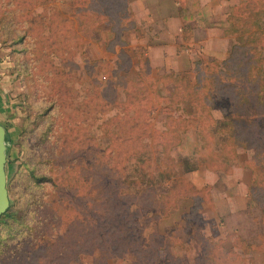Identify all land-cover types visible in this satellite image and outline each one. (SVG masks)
Segmentation results:
<instances>
[{"label": "rangeland", "instance_id": "obj_1", "mask_svg": "<svg viewBox=\"0 0 264 264\" xmlns=\"http://www.w3.org/2000/svg\"><path fill=\"white\" fill-rule=\"evenodd\" d=\"M239 1L230 0L225 18L230 6ZM141 2L143 11L138 14L134 5ZM175 2L178 5L184 0ZM156 3L157 0H0V123L10 137L7 172L8 161L14 164L15 170L17 166L23 171L24 160L38 173L48 172L53 163L47 159L54 151L55 140L61 143L65 140V147H69L73 156L80 153L83 165H89L87 158L92 157L95 148L103 149L107 138L115 133L124 134V122L127 125L126 121H131L129 117L134 118L137 114L141 117V112L131 116L134 113L128 108L130 98H125L126 80L129 89L134 82L140 83L139 80L149 89L142 106H147L145 102L154 104L168 99L166 90L155 93L152 88H170L174 81L172 74L187 76L194 82L197 60L188 73H164L153 77L143 53L129 48L135 37L133 30L150 15L151 11L146 8L154 7ZM29 8L32 12H28ZM25 12L30 16L24 15ZM6 24L11 32L5 35ZM143 27L147 29L146 25ZM28 28L33 35H38L42 43L40 48L30 43L28 37L24 42H15ZM226 31L222 45L228 46L227 51L221 56L216 55V59L226 56L235 43V35L228 43ZM135 104L139 105L138 100ZM225 104V101L216 104L212 112L215 119L221 118L218 108ZM161 105L149 115L155 126L154 133L163 128ZM186 115L183 119L189 118ZM177 119L181 121L182 117ZM180 123H177L179 129L186 130L176 149L197 168L185 172L177 168L179 166L174 168L176 178L181 180L182 191L188 189L190 194L180 200L177 209L169 215L144 223L145 243L153 238L155 246L162 247L159 264H264V211L251 201L249 190L247 208L241 211L228 212L224 201L215 202L217 190L225 187L224 181L228 178H234V174H229L236 167L243 168L251 180L245 163L250 161L252 151L238 149L236 160H226L222 156L230 158V154L219 148V136L205 149L206 141L198 134V121L188 119L187 123ZM47 127L50 129L48 140L40 144L39 133ZM118 145L119 142L115 148ZM147 151L151 157V170L161 169V162H168L161 154L160 146H148ZM176 153H173L175 158ZM53 167L58 166L54 164ZM215 170L220 171V185L209 182L208 173ZM48 190L49 186L37 193L43 201L49 199ZM76 202L78 209H84L82 205L87 204L80 198ZM33 235L26 238L31 239ZM48 242L32 238L27 252L30 257L24 264H33L37 256L31 251L44 250ZM10 245L12 250L5 248L4 255L9 259L15 256L16 261H21L20 254L15 253L19 251V244L14 241ZM80 259L85 264H94L91 253L81 255ZM118 262L110 260L108 264ZM119 264H129V260L123 259Z\"/></svg>", "mask_w": 264, "mask_h": 264}, {"label": "trees", "instance_id": "obj_2", "mask_svg": "<svg viewBox=\"0 0 264 264\" xmlns=\"http://www.w3.org/2000/svg\"><path fill=\"white\" fill-rule=\"evenodd\" d=\"M28 12H32L30 8ZM28 12L24 15L30 16ZM226 21V32L235 35L226 56L195 61L193 83L187 76L172 74L170 88H152L155 93L166 90L168 99L142 106L149 89L140 80L137 82L141 84L134 82L130 89L125 84L128 80L124 82L125 98H130L128 108L134 113L131 116L141 112V117H129L131 121H126L127 125L124 122V134L115 133L107 138L103 149L95 148L87 158L89 165H83L80 153L73 156L65 140H55L47 159L59 168L52 165L48 172L38 173L24 160L22 171L8 161L10 204L0 217V264L27 262L32 238L49 241L44 250L31 251L37 256L36 264H85L80 256L87 253L93 255L94 264L123 259L129 264H159L162 247L155 246L153 238L145 243L143 226L148 220L172 213L190 194L188 189L182 191L174 168L179 166L183 172L197 168L176 149L186 130H180L177 123L185 124L188 119L198 121L205 149L217 136L221 138L219 148L230 154V158L221 154L222 158L233 161L238 149L252 151L245 163L252 175L248 190L254 205L264 211V0H240L230 6ZM8 28L6 24L4 30ZM26 37L41 47L38 35L30 28L15 42H24ZM220 101L227 104L218 108L221 118L215 119L212 112ZM159 105L164 114L163 128L154 133L149 115ZM184 114L189 118L183 119ZM48 130L39 133L40 144L48 140ZM148 146L161 147L168 160L161 162V169L151 170ZM47 186L49 199L43 201L37 193ZM79 198L86 200L84 209H78ZM29 235H33L31 239L26 238ZM14 241L19 244L15 253L20 254L21 261L4 255L6 249L12 250Z\"/></svg>", "mask_w": 264, "mask_h": 264}, {"label": "crops", "instance_id": "obj_3", "mask_svg": "<svg viewBox=\"0 0 264 264\" xmlns=\"http://www.w3.org/2000/svg\"><path fill=\"white\" fill-rule=\"evenodd\" d=\"M228 3L230 0H204V3L202 0H184V3L177 5L175 0H157L156 6L145 7L146 11H151L150 15L133 30L135 37L129 48L143 53L151 68L149 74L153 77L164 73H188L194 67L195 60L217 58L227 51L228 46L223 45ZM143 6L142 2L134 5L136 10L138 8V14H142ZM227 35L229 43L233 36ZM244 171L236 167L229 174H234V178H228L224 181L225 187L217 190L215 202L224 201L228 212L247 208L250 180L246 177V171L244 176ZM211 172L208 173L210 184L218 185L222 179L220 171Z\"/></svg>", "mask_w": 264, "mask_h": 264}, {"label": "water", "instance_id": "obj_4", "mask_svg": "<svg viewBox=\"0 0 264 264\" xmlns=\"http://www.w3.org/2000/svg\"><path fill=\"white\" fill-rule=\"evenodd\" d=\"M10 137L6 128L0 123V217L9 207L7 190V143Z\"/></svg>", "mask_w": 264, "mask_h": 264}]
</instances>
